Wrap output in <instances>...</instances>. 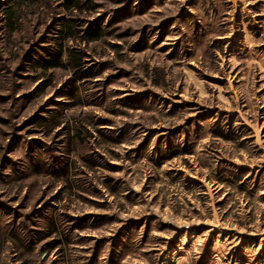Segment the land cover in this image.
<instances>
[{
    "label": "rangeland",
    "instance_id": "1",
    "mask_svg": "<svg viewBox=\"0 0 264 264\" xmlns=\"http://www.w3.org/2000/svg\"><path fill=\"white\" fill-rule=\"evenodd\" d=\"M66 2L0 0V264H264V0Z\"/></svg>",
    "mask_w": 264,
    "mask_h": 264
},
{
    "label": "trees",
    "instance_id": "2",
    "mask_svg": "<svg viewBox=\"0 0 264 264\" xmlns=\"http://www.w3.org/2000/svg\"><path fill=\"white\" fill-rule=\"evenodd\" d=\"M66 5L67 6H78L79 5V0H67ZM5 12H6L7 20H8V25L10 27H13L14 22H15L14 21V13H13V11H11L10 9H7ZM68 26L70 27L71 25L69 24ZM99 35H100V31L99 30H94L92 32V34L90 35V38H96ZM73 62H74V65L77 66V61L76 60H73ZM48 63L50 65V67H58V66L63 65L62 62L59 61V56H53L51 58V60L49 59V62ZM78 71H80L81 73H83L79 68H78ZM82 75H84V74H82Z\"/></svg>",
    "mask_w": 264,
    "mask_h": 264
}]
</instances>
